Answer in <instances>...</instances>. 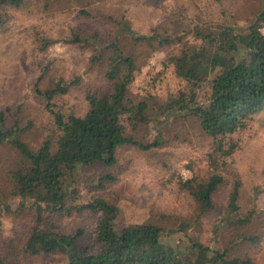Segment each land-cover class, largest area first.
<instances>
[{
  "label": "trees",
  "instance_id": "obj_1",
  "mask_svg": "<svg viewBox=\"0 0 264 264\" xmlns=\"http://www.w3.org/2000/svg\"><path fill=\"white\" fill-rule=\"evenodd\" d=\"M27 1L0 0V31L9 28L13 20L9 9L21 8ZM190 23L191 38H186L178 28L169 31L168 25L154 27L146 34L128 29L134 46H147L150 50L173 47L165 66L172 69L179 85L165 96L151 91L158 79L149 82L140 93L142 96L132 93L140 57L113 37L97 47L100 52L93 56L96 61L107 59L105 76L111 89L89 96V107L84 113L65 114L55 102L58 96L69 93L78 78L59 77L46 87H37L58 128L38 149L22 139L18 120L10 123L11 109L0 111V147L10 144L21 156L11 169L10 194L32 201L37 211L35 224L20 239L19 247L25 257L42 260L44 264H260L244 247L232 256L228 248L202 241L190 232L193 223L188 221L169 229L155 220L122 223L120 205L104 194L82 203L71 202L80 167H112L118 162L119 149L125 145H137L144 150L160 147L166 136L157 123L173 116H193L214 143L209 155L213 170L206 177L195 174L179 180L180 187L199 205L198 217L216 208V194L225 185L222 169L226 158L239 148L233 137L245 131L264 110V0L261 9L242 23L208 19H194ZM53 42L44 36L40 38L43 49ZM71 42L89 43L91 38L76 33ZM151 124L156 125L157 134L148 142L136 139L127 130L129 126L136 131ZM116 180L108 170L92 186L104 189ZM241 186L237 179L229 190L224 228L217 226L215 232L222 230L225 234L233 228L235 240L241 239L238 243L256 245L261 234L252 226L263 219L264 211L238 213ZM1 210L0 207V213ZM46 211L59 216L91 212L97 218L92 241H80L85 231L61 227L56 216L43 220ZM171 233H181L180 240L170 237ZM20 260L21 257L13 259L0 254V264H23Z\"/></svg>",
  "mask_w": 264,
  "mask_h": 264
},
{
  "label": "rangeland",
  "instance_id": "obj_2",
  "mask_svg": "<svg viewBox=\"0 0 264 264\" xmlns=\"http://www.w3.org/2000/svg\"><path fill=\"white\" fill-rule=\"evenodd\" d=\"M262 6L263 0H28L21 8L9 9L13 20L9 28L0 31V111L10 108V123L18 120L22 139L38 149L58 128L37 87H46L59 77L78 78L69 93L58 96L55 102L65 114L84 113L89 107V96L111 89V82L105 76L107 59L96 61L93 56L113 37H118L121 45L135 50L140 57L132 93L142 96L140 93L149 82L158 79L151 91L165 96L179 85L172 69L165 66L173 47L150 50L147 46H134L128 29L146 34L154 27L168 25L169 31L178 28L186 38H191L190 22L194 19L242 23ZM76 33L91 38V42H71ZM41 36L54 42L43 49ZM157 126L166 136V142L160 147L144 150L129 144L119 149L118 162L112 167H80L78 180L71 190V202L82 203L104 194L120 205L122 223L155 220L169 229L188 221L193 223L190 232L199 235L202 241L217 248H228L232 256L239 247H244L258 263L264 264V215L252 226L261 234L259 244L238 243L241 239L235 240L233 228V232L225 234L222 230L215 232L217 226L224 228L229 190L237 179L242 184L238 213L246 214L253 209L264 211V110L245 131L233 137L239 142V148L226 158L222 169L225 185L216 194V208L203 217H198L199 205L187 191L181 190L179 180L195 174L206 177L212 172L209 156L214 148L212 138L193 116L168 117ZM127 130L143 142L157 134L154 124L136 131L129 126ZM20 158V153L10 144L0 147V254L13 259L21 257L23 264H44L42 260L25 257L19 247L23 234L37 218L32 201L10 194L11 169ZM108 170L117 180L109 182L104 189L93 187L99 175ZM55 216L63 228L74 232L83 229L80 241H92L97 218L91 212L59 216L46 211L43 220ZM170 237L180 240L181 233Z\"/></svg>",
  "mask_w": 264,
  "mask_h": 264
}]
</instances>
